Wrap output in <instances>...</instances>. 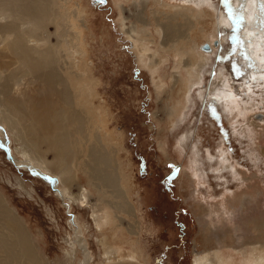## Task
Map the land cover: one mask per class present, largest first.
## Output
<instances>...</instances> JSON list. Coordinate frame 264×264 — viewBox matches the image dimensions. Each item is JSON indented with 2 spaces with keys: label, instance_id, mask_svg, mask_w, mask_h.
Returning <instances> with one entry per match:
<instances>
[{
  "label": "rangeland",
  "instance_id": "374dc122",
  "mask_svg": "<svg viewBox=\"0 0 264 264\" xmlns=\"http://www.w3.org/2000/svg\"><path fill=\"white\" fill-rule=\"evenodd\" d=\"M165 1L212 14L198 41L206 61L198 74L183 71L189 89L182 98L169 87L180 57L169 54L160 65L157 74L166 82L161 85L128 36L132 27L125 14L134 9L132 0L64 1V11L72 16L80 7L79 15L69 18L73 32L80 35L71 32L64 46L77 64L87 58L91 75L86 72L95 84L93 94L86 95L87 107L96 116H101L98 107L102 110L99 123L110 149L116 147L131 177L136 216L124 213L122 225L113 232L115 217L109 209L111 220L104 229L108 241L128 254L133 247L125 238H137L142 264H194L195 253L211 246L222 229L231 244L237 232L264 239V61L252 26H264V0H246L244 8L245 0ZM253 7L257 22L251 20ZM230 8L239 13L236 19L230 17ZM2 111L0 103V141H7L11 151L0 144V192L27 226L44 263L78 264L81 257L85 261L86 247L72 253L78 229L73 214L91 250L90 262L105 264L102 234L91 218L92 205L105 196L102 190L89 187V175L80 169L79 179L93 195L89 206L72 203L67 209L68 200L57 194L59 185L55 192L50 180L11 159L10 153L21 162L26 159L19 151L24 140L8 126ZM42 148L47 159H54L45 143ZM134 221L135 234L127 232ZM239 257L235 254L232 264H242Z\"/></svg>",
  "mask_w": 264,
  "mask_h": 264
},
{
  "label": "bare ground",
  "instance_id": "6f19581e",
  "mask_svg": "<svg viewBox=\"0 0 264 264\" xmlns=\"http://www.w3.org/2000/svg\"><path fill=\"white\" fill-rule=\"evenodd\" d=\"M64 1L71 0H0V103L8 126L24 140L19 151L26 159L21 162L12 153L10 157L43 179L50 180L54 190L59 185L57 194L68 200L67 204L63 202L69 210L72 203L89 206L93 192L79 179V170L86 172L89 187L96 186L105 195L92 205L91 214L96 230L102 234L99 240L105 248V264H142L136 251L137 238H125L135 251L131 249L128 254H122L118 244H111L105 234V226L111 220L109 209L115 217V227H111L113 232L122 225L124 213L136 216L131 199V177L122 168L116 147L110 149L108 134L99 123L102 110L96 106L100 112L97 114H101L96 116L87 107L86 95L89 91L93 94L95 88L88 76L91 71L87 58L83 56L81 63L77 64L71 55L65 54L66 37L74 33L76 37L80 35L73 32L69 20L79 15L80 7L72 16L68 9L64 11ZM132 5L134 9L128 8L130 15L125 14V19L132 27L128 36L134 41L140 59L146 62L158 83L164 85L166 82L157 74L160 65L169 54L179 56L180 66L171 72L169 87L172 94L182 98L189 89L183 71L198 74L206 61L198 41L208 29L205 26L207 17L212 14L185 3L174 4L165 0H132ZM120 6L127 9L125 5ZM254 9L250 16L252 22H257L255 17L258 14L253 12ZM51 24L54 29L50 28ZM252 26L256 29L258 54L264 61V26L260 23ZM150 43L156 47L153 49ZM262 65L264 71V62ZM220 92L227 95L223 90ZM43 143L54 152V159L46 158ZM0 144L11 151L7 141H0ZM72 187H77L76 193L72 192ZM71 218L78 226L72 253L86 247L87 252H83L85 261L81 257L78 264H92L91 250L82 236V227L75 215L72 214ZM137 227V222L129 223L127 232L135 234ZM222 230L216 234L211 246L195 253L194 264H232L235 254L243 258L242 264H264V239L237 232L233 238L237 243L231 244L227 231ZM0 264H45L27 226L1 192Z\"/></svg>",
  "mask_w": 264,
  "mask_h": 264
},
{
  "label": "snow or ice",
  "instance_id": "6c2138e0",
  "mask_svg": "<svg viewBox=\"0 0 264 264\" xmlns=\"http://www.w3.org/2000/svg\"><path fill=\"white\" fill-rule=\"evenodd\" d=\"M100 2H101V3H104V0H100ZM222 2H224V3H228L229 0H222ZM244 7H246V0H245V3H243V4L241 5V8H244ZM262 7H264V4H262ZM229 15H230V17H231L232 19H236V18H237V15H239V13H237V14H233V10L230 8V9H229ZM261 23L264 24V21H261Z\"/></svg>",
  "mask_w": 264,
  "mask_h": 264
},
{
  "label": "water",
  "instance_id": "95a60500",
  "mask_svg": "<svg viewBox=\"0 0 264 264\" xmlns=\"http://www.w3.org/2000/svg\"><path fill=\"white\" fill-rule=\"evenodd\" d=\"M205 46L204 47H207V44H204Z\"/></svg>",
  "mask_w": 264,
  "mask_h": 264
}]
</instances>
